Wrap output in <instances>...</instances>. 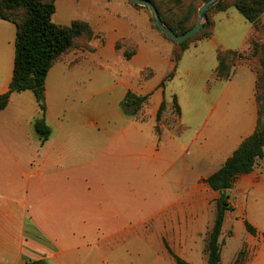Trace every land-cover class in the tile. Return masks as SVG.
Returning <instances> with one entry per match:
<instances>
[{"label":"crops","instance_id":"1","mask_svg":"<svg viewBox=\"0 0 264 264\" xmlns=\"http://www.w3.org/2000/svg\"><path fill=\"white\" fill-rule=\"evenodd\" d=\"M54 6V24L88 23L93 50H77L56 62L45 89L57 64L77 68L87 62V54L108 49L122 58V68L130 74L122 82L125 94L147 95V108L155 114L163 101L170 110L175 97L180 127L167 130L159 141L152 123L144 127L118 112L116 131L92 127L80 145L63 129L55 139L51 129L44 144L35 143L19 185H11L0 201V264H170L167 247L173 252L176 247L175 255L190 264H206L201 237L213 219L207 203L219 196L204 180L257 125L256 75L237 65L230 80L217 79V53L246 50L253 27L235 8L215 13L211 37L191 43L174 63L172 45L153 28L144 7L127 0H55ZM3 22L0 70L6 73L0 95L11 82L15 52V37L10 48ZM196 94L204 95L207 106L193 110L195 124L184 122L182 103L198 101ZM47 114L48 108L45 120ZM234 192L248 195L250 205L232 199ZM226 193L232 210L224 223L232 216L255 229L264 227V164L239 176Z\"/></svg>","mask_w":264,"mask_h":264},{"label":"trees","instance_id":"2","mask_svg":"<svg viewBox=\"0 0 264 264\" xmlns=\"http://www.w3.org/2000/svg\"><path fill=\"white\" fill-rule=\"evenodd\" d=\"M128 3L142 8L131 1ZM151 2L162 22L176 35H182L193 28L197 20L199 7L207 0H148ZM55 0H0V19L12 23L16 28L15 52L12 79L8 90L0 95V110H4L12 94L31 92L36 102L39 116L32 125L35 134L42 144L51 136L52 130L46 123L45 83L49 70L67 54L77 50L92 51L89 45L93 32L86 22L74 21L68 26L56 25L52 22L55 12ZM235 8L244 19L251 24L254 34L248 39L247 51H218L216 78L221 81L230 80L235 67L242 62L256 75L257 125L255 131L233 152L224 165L210 175L204 182L219 193L215 202V218L205 240L204 256L206 264H220L222 243L220 237L223 230L225 214L232 208L228 203L226 191L231 189L239 176L251 173L257 166L264 164V47L257 43V32L260 31L261 17L264 14V0H222L207 11V23L203 30L181 44L171 41L161 33L150 21L154 29L172 43L171 60L177 63L189 45L195 41L208 39L213 33L214 24L211 16ZM148 11L147 8H143ZM263 25V26H262ZM118 47V46H117ZM131 54L125 53L129 59ZM253 56H258L253 59ZM172 77L169 74L161 83V87ZM147 95L128 91L120 101V108L126 117L136 118L140 109L148 106ZM166 108L163 101L156 113V121L160 119ZM174 110L180 118L178 103L173 97L170 110ZM247 231L254 234L252 227L245 222ZM175 264H190L175 255L167 247ZM25 264H47L37 261Z\"/></svg>","mask_w":264,"mask_h":264},{"label":"rangeland","instance_id":"3","mask_svg":"<svg viewBox=\"0 0 264 264\" xmlns=\"http://www.w3.org/2000/svg\"><path fill=\"white\" fill-rule=\"evenodd\" d=\"M3 23L8 28V34L10 33L8 45L12 48L15 28L12 24ZM261 24L264 25V14L261 17ZM256 38L257 43L264 47L263 27L257 32ZM170 44L172 45L171 42ZM87 55V62L77 68L68 69L67 65L65 67L62 63L57 64L48 78L44 95L45 105L48 108L46 122L55 131L54 138H59L63 129L67 137H72L73 142L79 145L83 144L84 139L89 138L92 127L105 132H114L120 127L121 122L117 113L124 115L119 101L126 92L122 82L125 76L130 75L122 68V58L113 51L106 49L101 54ZM256 57L258 58L253 56V59H257ZM239 65L246 64L242 62ZM139 67L140 65H137L135 69ZM11 71L12 64L9 67V72ZM5 73V68L0 70V82ZM132 86L135 90L138 88L136 84ZM201 89V87L198 88V93H201ZM195 98L198 101L188 100L182 103L184 122L189 121L195 124L197 119L192 117L193 110H204L207 106L204 95L196 94ZM168 99L170 101L171 97ZM147 107H142L136 118L124 117L141 124L145 123L144 127L152 123L154 134L159 141L167 134V130L179 131L176 127H180V118L174 110L167 111L165 108L157 122L156 114L151 113ZM38 116L36 102L31 92L13 94L7 108L0 111V201L3 200L5 192L11 185H19L23 179L22 172H27V160L35 154V143L38 141V136L31 124ZM87 128L90 130L88 131ZM217 196H219L218 193ZM233 196L235 200L239 199V204L247 202L250 205L248 195L244 194L242 198L234 192L231 195L232 199ZM207 206L213 219L202 237L200 236L203 256L206 236L215 218L214 200L207 203ZM261 206L264 210V204ZM224 227L220 237L222 243L220 264H264V227L255 229L251 226L254 230V234H251L247 231L243 219L237 220L232 216L226 218ZM175 250L177 251L176 247L172 252L177 254ZM169 263L172 264L171 256Z\"/></svg>","mask_w":264,"mask_h":264},{"label":"water","instance_id":"4","mask_svg":"<svg viewBox=\"0 0 264 264\" xmlns=\"http://www.w3.org/2000/svg\"><path fill=\"white\" fill-rule=\"evenodd\" d=\"M129 1H131L137 6L147 8L151 15V19L154 25L157 27V29L161 33L165 34L174 43L181 44L187 41L188 39H190L191 37H193L194 35H196L197 33H199L201 30H203L205 24L207 23V17H206L207 11L210 10L214 5H216L222 0H207L206 2H204L198 9L195 26L182 35H176L162 22V20L160 19L157 13L155 6L148 0H129Z\"/></svg>","mask_w":264,"mask_h":264}]
</instances>
